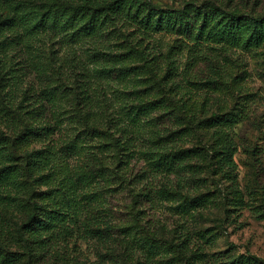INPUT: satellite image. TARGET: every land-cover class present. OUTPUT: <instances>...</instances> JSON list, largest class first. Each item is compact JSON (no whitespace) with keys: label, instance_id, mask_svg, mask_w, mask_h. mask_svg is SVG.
Masks as SVG:
<instances>
[{"label":"trees","instance_id":"obj_1","mask_svg":"<svg viewBox=\"0 0 264 264\" xmlns=\"http://www.w3.org/2000/svg\"><path fill=\"white\" fill-rule=\"evenodd\" d=\"M168 1L175 6L164 8L153 0L0 1V37L12 36L13 42L43 38L61 82L50 96L28 86L19 103L14 94L2 98L0 187L7 182L15 185L18 166H25L29 195L23 200L30 212L13 218L9 226L24 251L13 253L15 244L0 240V262L5 255L11 263H18L21 256L27 264H82L80 244L90 227L102 225L106 233L113 228L107 214L101 217L96 212L98 201L82 206L77 183L67 169L55 170L58 122L48 107L57 106L58 96L72 103V122L77 126L73 146H82L80 165L110 197L102 201L103 207L120 191L129 201L126 212L132 223L119 224L120 235L107 246L115 255L121 253V264H152L153 254L147 249L156 248L163 232L179 234L178 250L190 247L192 238L185 227L163 230L165 226L147 219L144 208L154 199L151 177L162 175L168 163L202 151L215 173L237 168L230 136L242 112L221 105L225 80L217 76L209 50L214 48L204 45L230 51L264 48V14L258 12L264 0ZM171 35L173 45L166 41ZM154 114L179 126L177 135L212 132L211 139L225 137L230 142L216 151L168 148L164 139L170 130L163 134L152 126ZM140 157L149 168L139 169ZM168 186L161 182L159 193L164 197L170 193Z\"/></svg>","mask_w":264,"mask_h":264},{"label":"rangeland","instance_id":"obj_2","mask_svg":"<svg viewBox=\"0 0 264 264\" xmlns=\"http://www.w3.org/2000/svg\"><path fill=\"white\" fill-rule=\"evenodd\" d=\"M153 1L164 8L175 6L168 0ZM258 12L264 14V3ZM173 36H168L166 40L171 45L174 44ZM12 38L6 35L0 37V110L4 108L3 97L8 100L7 96L14 94L16 102L19 103L21 94L28 86H31L36 94L50 96L52 90L61 83L49 59L50 46L43 38L14 42ZM204 46L214 48L209 50L211 58H215L217 76L225 80L224 85L220 86L221 105H226L228 111L237 108L242 112L241 122L230 136L236 147L234 160L237 168L233 172L222 169L215 173L209 165L205 151H202L201 154L189 153L190 159L168 163L167 169L160 171L162 175H153L151 182L154 186V199L144 208L147 219L154 225L165 226L163 230L185 227L192 242L187 250H178L176 246L179 234L174 237V232L169 234L161 231L164 239L154 244L155 249L147 250L153 254L152 264H255L256 261L258 264H264V48L255 51H230L220 45ZM178 59L187 61L182 57ZM55 98L54 104L59 107H48L49 115L51 111L55 112V124L58 122L56 139L59 144L56 149L55 170L67 169L65 172L77 183V196L83 203L82 206L88 201L94 200L93 204L95 200L98 201L96 212H100L101 217L107 214L113 226L106 233L105 227L101 225L102 220L99 219L100 229L97 225L90 227L89 234L85 236L86 241L80 244V262L121 264V253L115 255V249L110 250L107 246L112 238L120 235L119 224L130 220L126 212L129 201L120 191L112 195L107 207H103L102 201L106 202L110 197L106 195L101 182L91 180L80 165L83 160L82 146H78V149L73 146L77 126L72 122V103L62 96ZM149 122L163 134H166L164 130L167 128L169 132H175L172 135L168 132L169 135L164 139L168 148L190 149L198 146L206 149L211 147L216 151L223 149L230 142L225 140V137L211 139L212 132L201 133L198 137L194 131L188 135H177L180 127L174 126L172 120L165 116L154 114ZM218 157L215 156V164ZM138 162L140 170L149 168L148 163L141 157ZM6 166L9 165L3 167ZM18 168L20 172L12 181L15 185L10 182L1 183L0 240L10 239L15 244L12 252L20 255L24 247L9 226L13 218L18 220L21 214H28L30 209L25 206L23 200L29 195L23 172L25 166L19 165ZM191 169L193 173H190ZM165 175L167 179L163 180ZM162 181L169 185L170 193L166 194L168 197L159 193ZM178 190L180 192H177ZM199 198L200 201H195ZM197 202H201V205ZM131 223L130 220L128 225ZM139 232L142 234L140 230ZM2 258L4 261L0 264H27V258L21 256L17 257L18 263H11L10 257L5 255H2Z\"/></svg>","mask_w":264,"mask_h":264}]
</instances>
